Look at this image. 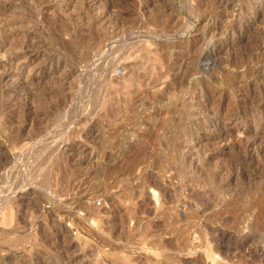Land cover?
Instances as JSON below:
<instances>
[{
	"label": "rangeland",
	"instance_id": "rangeland-1",
	"mask_svg": "<svg viewBox=\"0 0 264 264\" xmlns=\"http://www.w3.org/2000/svg\"><path fill=\"white\" fill-rule=\"evenodd\" d=\"M15 1L0 0V264H264V159L237 163L240 142L264 145V109H247L264 1ZM251 47L262 63H238ZM18 57L40 72L5 82Z\"/></svg>",
	"mask_w": 264,
	"mask_h": 264
},
{
	"label": "bare ground",
	"instance_id": "bare-ground-1",
	"mask_svg": "<svg viewBox=\"0 0 264 264\" xmlns=\"http://www.w3.org/2000/svg\"><path fill=\"white\" fill-rule=\"evenodd\" d=\"M5 2H3L4 4L2 5V8L4 9V10H6L5 12H6V15H8L7 14V9L8 8H10V5H12V3H13V0H4ZM18 2L20 1V0H17ZM17 1H15L16 3H18ZM23 1V0H22ZM109 1V0H108ZM116 1V0H115ZM215 1V0H214ZM233 1L234 0H218V2L219 3H221V4H219V5H222V7L224 6L225 8H226V6H229V4H231V7H232V3H233ZM262 1H264V0H247V4H251L252 2H256V3H259V2H262ZM44 2V1H43ZM42 2V5L44 4ZM87 2H89V4H91V5H94V8L96 7L95 6V4L98 2V0H87ZM15 3V4H16ZM23 3H24V1H23ZM45 3H46V7L48 8V7H50V6H48V5H51V4H56V6H57V8H60V9H62V12H63V9L64 10H66L68 7H69V1L68 0H46L45 1ZM99 3V2H98ZM215 3V2H214ZM0 4H2V3H0ZM8 4V5H7ZM73 4V3H72ZM85 4V3H84ZM89 4H87V5H89ZM217 4V3H216ZM234 4V3H233ZM236 4V3H235ZM18 5H19V3H18ZM74 5V4H73ZM99 5V4H98ZM102 5V4H101ZM100 5V6H101ZM239 5V4H238ZM15 6V5H14ZM44 6V5H43ZM44 6V7H45ZM52 6V5H51ZM53 6H55V5H53ZM84 6V5H83ZM103 6V5H102ZM237 6V5H236ZM43 7V8H44ZM99 7V6H98ZM230 7V8H231ZM14 8V7H13ZM73 8H75V7H73ZM116 8V7H115ZM224 8V9H225ZM229 8V9H230ZM252 8V7H251ZM250 8V9H251ZM101 9V8H100ZM216 9H219V8H216ZM224 9H222V11L221 12H223V10ZM231 9H233V8H231ZM230 9V10H231ZM242 9V6H239V10H241ZM0 21L2 20L3 21V19H2V13H3V10L1 9V7H0ZM10 11L12 10V9H9ZM59 10V9H58ZM68 10H70V9H68ZM78 10V9H77ZM95 10V9H94ZM97 10V9H96ZM95 10V12L98 14V12H102L101 10H99L98 9V12ZM229 10V11H230ZM237 10V9H236ZM76 11V10H75ZM226 11V10H225ZM224 11V12H225ZM242 11V10H241ZM241 11H239V13L241 12ZM5 12H4V15H5ZM61 12V13H62ZM67 12V11H66ZM94 12V13H95ZM70 13V12H69ZM91 13V12H90ZM93 13V14H94ZM100 13L98 14L99 15V21H104V16H106L105 14H106V11H104V12H102V15H100ZM229 13V12H228ZM11 14H13V13H11ZM112 14V13H111ZM117 14H119V13H117ZM254 14H255V12L254 11H252V12H248V16L249 17H252V16H254ZM6 15H5V17L4 18H6ZM95 15V14H94ZM98 15H95V16H98ZM234 15H236L235 14V11H233L232 12V15H231V17L232 16H234ZM11 16V15H10ZM9 16V17H10ZM13 16V15H12ZM94 16V18H97V17H95ZM118 16V15H117ZM218 16V15H217ZM222 16V15H221ZM256 16V15H255ZM14 17V16H13ZM108 17V16H107ZM106 17V18H107ZM214 17V16H213ZM105 18V19H106ZM154 19H155V17H153ZM159 18V17H158ZM241 18H242V16H241ZM7 19V18H6ZM5 19V20H6ZM9 19V18H8ZM14 19V18H13ZM21 19V18H20ZM108 19V18H107ZM152 20V19H151ZM227 20V19H226ZM235 20V19H234ZM1 21V22H2ZM12 21V20H11ZM94 21H96V19L95 20H93V22ZM107 21V20H106ZM157 21V20H156ZM211 21V20H210ZM216 21V20H215ZM245 21V20H244ZM108 22V21H107ZM159 22V21H158ZM99 22H97V25H99L98 24ZM12 24V23H11ZM109 24V23H108ZM105 25H106V23H105ZM110 25V24H109ZM20 26H21V24H20ZM103 25H101L100 27H102ZM107 26V25H106ZM16 27H18V25H16ZM104 28H105V26H103ZM102 27V29H104ZM238 27V26H237ZM12 28V27H11ZM107 29H108V27H106ZM241 28V27H240ZM96 29V28H95ZM98 29V28H97ZM121 30V29H120ZM11 31V30H10ZM105 31H106V29H105ZM113 32H116V31H114L113 30ZM112 32V33H113ZM100 33V32H99ZM105 34V33H104ZM114 34V33H113ZM11 35V34H10ZM96 35H97V33H96ZM95 35V36H96ZM98 35H100V34H98ZM97 35V36H98ZM102 35V37H103V34H101ZM20 36V35H19ZM23 36V35H22ZM99 37V36H98ZM261 37V36H260ZM259 37V38H260ZM263 37H264V33H263ZM261 38V41H260V43H259V45L261 44V43H263V39L264 38ZM28 38V37H27ZM101 38V37H100ZM24 39V38H23ZM22 39V40H23ZM95 40H97L96 38H95ZM100 40V39H99ZM97 42V41H96ZM261 45H263V44H261ZM258 46V45H257ZM4 47V46H3ZM173 49V48H172ZM171 49V50H172ZM251 49H252V47H251ZM2 50V49H1ZM246 50V49H245ZM26 51V50H25ZM24 52V51H23ZM242 52V51H241ZM249 52V51H248ZM29 53V52H28ZM36 53V52H35ZM260 53V50H256V49H252V51L250 52V53H246L245 55H244V58L241 56V57H239V60L240 61H238V63H242L243 64V62H246L245 60L246 59H249L248 61H251V62H253V63H255L256 61H258V62H261V61H259L258 59H259V55H261V54H259ZM25 54H27V53H25ZM27 55H29V54H27ZM239 55V54H238ZM25 56V55H24ZM23 56V57H24ZM30 56V55H29ZM23 57L21 58V59H23ZM27 57V56H26ZM19 58V57H18ZM262 58V57H261ZM260 58V59H261ZM20 58H19V60H20V64H21V67H18V68H13V70H7V69H5V72H3V74H2V79H5V82L6 81H8V80H11L13 77H15V76H23L24 74H22L23 73V71L24 70H26L28 73H27V75H26V77L27 78H31L32 77V74H37L38 72H40V70L38 69L37 70V72L35 73V69H37L35 66H32L31 64H30V60L28 59V58H25V59H23V60H21ZM235 59H237V57L235 58ZM18 60V61H19ZM32 60V59H31ZM263 60V59H262ZM234 61V60H233ZM232 61V62H233ZM32 62V61H31ZM234 62H237V61H234ZM8 63V62H7ZM13 63V62H12ZM262 63V62H261ZM4 64V63H3ZM49 64V63H48ZM259 64V63H258ZM14 65V64H13ZM16 65V64H15ZM245 65V64H244ZM9 66V65H8ZM20 66V65H19ZM32 66V67H31ZM37 66V65H36ZM173 66V65H172ZM3 68V67H2ZM172 68V67H171ZM173 68H174V66H173ZM177 70V69H176ZM248 70V68L246 69V71ZM255 70V69H254ZM50 71V70H49ZM245 71V70H244ZM1 72V71H0ZM25 72V71H24ZM177 72V71H176ZM253 72V71H252ZM182 73V72H181ZM180 73V74H181ZM1 76V75H0ZM31 76V77H30ZM16 77V78H17ZM61 77V76H60ZM64 77V76H63ZM185 77V76H184ZM256 77V76H255ZM260 77V79L262 80V78L264 79V72L259 76ZM262 77V78H261ZM182 78V77H181ZM235 79H236V76H235ZM258 79V78H257ZM4 81V80H3ZM12 81V80H11ZM56 81V80H55ZM262 82V81H261ZM18 85V84H17ZM30 85V84H29ZM257 87V86H256ZM21 89H22V87H21ZM27 89V88H26ZM4 92L7 94V96H8V98H6V99H8L9 100V103H11L12 101H11V97H12V95H13V93L11 92V88L10 87H5V89H4ZM261 93H260V95L258 96V98L257 99H254V100H251V101H249V105L247 106L248 108L247 109H250L251 111H253L254 113H257L258 111H260V110H263L264 109V85H262L261 86V91H260ZM223 96H224V93L222 92H220V93H218V96H217V98H214V96H213V94L209 97V98H207L206 100H205V105L206 104H208V103H212V104H210L211 105V108H212V112L213 113H217L218 111H219V109H220V107H221V98H223ZM250 99H252V98H250ZM249 99V100H250ZM248 102V101H247ZM11 105V104H10ZM213 105V106H212ZM202 108V107H201ZM236 108H237V106H236V103H232V105H230L227 109L230 111V113H235V114H238L239 113V111L238 110H236ZM210 110V109H209ZM186 122V121H185ZM240 132L241 133H243V130H240ZM186 136V133H181V136ZM185 138V137H184ZM184 138H182V143H183V145L184 146H187L186 147V149H187V151L189 150L190 151V149H192L194 146H192L189 142H187V141H185L184 140ZM184 140V141H183ZM239 141V140H238ZM240 142V141H239ZM253 143H254V141L253 140H245L244 142H240L239 144L242 146V147H240V148H242V152H241V149H240V157H238L241 161L239 162L238 160V164L239 163H244V164H248L249 166H251V165H253L254 167L255 166H257V163H258V161L259 160H262V159H264V145H263V147H260V148H254V146H253ZM185 148V147H184ZM239 150V149H238ZM257 157H258V161H257ZM234 161V160H233ZM236 166V165H235ZM238 168V167H237ZM234 169V168H233ZM241 170V169H240ZM241 177H242V175H241ZM66 257V256H65ZM223 258V257H222ZM65 260V259H64ZM70 262V261H69Z\"/></svg>",
	"mask_w": 264,
	"mask_h": 264
}]
</instances>
